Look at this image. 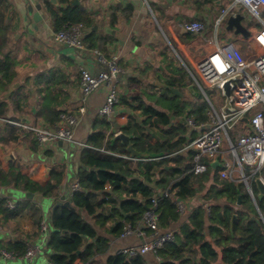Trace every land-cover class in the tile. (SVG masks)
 I'll return each instance as SVG.
<instances>
[{"label": "crops", "instance_id": "obj_1", "mask_svg": "<svg viewBox=\"0 0 264 264\" xmlns=\"http://www.w3.org/2000/svg\"><path fill=\"white\" fill-rule=\"evenodd\" d=\"M24 1L26 0H0V57L6 55L9 49H12L14 41L17 50L14 60L18 66L15 68L17 78L14 83L20 82L22 84L12 94V97L11 95L5 97L7 91H0V105L7 104L6 113L3 117L30 126L56 129L62 126L63 122L51 123L47 120L48 115H55L57 111L63 112L61 116L63 114L74 115L78 119V124L73 130L74 138L77 141L88 142L94 133L104 134V139H97L98 144L94 145L95 147L102 146L105 149L108 148V142L113 140L116 133L122 131L131 119H134L135 113L129 104V97L132 96L133 91L138 93L145 90L147 91L146 94L153 96L158 87L155 89L151 84L154 82V78H159V76L163 77L162 82L170 83V81H164L165 78L168 79V76L171 75L167 71H162V68H165L164 56L172 62L174 74L178 79L186 81L189 77H192L188 70L191 61L212 52L217 45L224 42L234 41L238 43L243 54L249 59L258 48L253 38L254 34L264 27V9L261 19L253 17L245 9L246 20L243 25L250 32L248 37L228 31L225 26L216 30L215 21L218 14L225 6L230 5L229 0H149V2L147 0H80L79 6L84 11L95 15L97 30L93 31L94 26L86 29L84 44L87 50L79 51L72 47L60 45L55 41L57 32L54 30L50 17L38 25L39 31L35 33V36L39 37L41 42L31 41L23 29L25 21L20 10V2L23 3ZM27 1L34 2V0ZM70 2L77 5L76 0H70ZM220 3L222 4L219 6ZM163 6H167V9ZM55 8L57 11L62 9L59 5H56ZM166 15L171 16V18H166ZM28 19L26 25L31 27V32H34L31 25L33 20ZM195 21L204 23L206 25L205 30L201 33H193L183 28L184 24ZM108 26L116 30L115 36L106 32ZM2 31L5 35H2ZM89 38L93 39L97 45L95 50L92 49L93 51L89 50L88 44H86V39L89 40ZM40 44L44 46L45 50L40 47ZM94 52L101 53L108 60L116 57L118 65L123 70L116 84L119 101L115 104L113 112L109 116L100 115V109L107 100L108 87L103 86L96 90L85 102L82 99L81 70L88 69L94 74L101 70V64ZM134 73L136 77H134ZM150 73H153L154 78L150 77ZM136 78L143 79L144 81L141 83L146 84V87L141 83L134 85ZM130 80H133V84L130 83ZM192 84H194L195 95L187 93L189 96L183 95L180 96V100L177 99L179 102L189 103V106L186 107L188 111L184 110L180 114H175L169 110L172 118L169 127L176 130L169 143L175 148L182 147L178 154L183 157L182 163L184 165L191 161V164H194V154H191L190 151H184V149L201 133L199 128L189 127L187 119L190 117L195 118L196 123L201 124L202 122L197 119L198 112L205 109L203 115L207 117L208 121L210 110L203 105L204 89L193 78ZM176 86L182 92L186 88L184 83L183 85L176 84ZM129 90L131 93H129ZM166 94L167 91L164 92V95ZM200 95L203 97L200 98ZM223 106L224 99L220 95V111H222ZM82 107L85 112L80 111ZM156 107L158 110L166 111L162 107ZM137 113L140 114V111H137ZM107 123L109 124L108 129H103V125ZM1 125L0 128L2 129L7 127V124ZM131 126L136 127L133 124ZM102 130L103 133H101ZM251 130V126L245 120L231 129L232 136L235 137V145L238 144L241 135ZM138 131L139 133L150 134L141 127L138 128ZM161 135L162 133L158 138ZM158 138L151 137L150 143L152 146L159 143ZM2 144L5 148H0V161L4 169H8L12 164H19L22 167V172L29 178L46 184L50 180L51 161H53V164L62 165L67 170L73 169V171H70L69 176L65 174L62 187L66 191L68 188H72L73 184L78 183L76 174L81 167L80 150L85 149H79L76 146L75 149L70 144L60 148L57 143H54L44 147L39 146L38 150H35L31 140L25 139L23 135L16 142L9 139L6 142L0 141V145ZM114 145L118 151L125 149L120 141H116ZM47 151H51L52 158L47 156ZM10 154H13L16 159L10 158ZM165 158L168 157L165 156L162 159ZM231 158L233 159L229 155L228 159ZM154 160L157 159H149L148 161ZM233 163L236 168L232 169L233 178L230 180L242 181L253 203L257 205V198L262 199L264 196L261 195L257 187L256 178L261 177L264 180V165L258 172L253 167L245 166L242 173L239 171L237 164ZM172 166L175 167V162H170L166 169L170 170ZM135 168L134 165L131 171H135ZM213 170H217L219 173L221 167ZM133 175L137 177L135 174ZM244 176L247 181L244 180ZM10 191L13 190H6V195ZM108 192L113 194L111 190H108ZM12 194L14 196H10V198L24 201L20 196L21 194L17 193L15 196V191ZM185 205L180 221L167 231L170 230L175 235H180V226L188 222L190 209L202 205L201 197L198 196L189 200V202H185ZM40 207L45 215L44 220H47L46 222L49 225L51 205L45 203ZM84 217L95 225L96 221L85 212ZM44 220L42 222H45ZM96 228L100 236L111 242L107 254L95 258L90 264H105L108 256L116 254L122 248L141 246L151 239V233L145 231L142 226L130 236L124 238H116L109 233L110 223L103 228L97 225ZM39 231L42 233V228L36 224L34 217L26 211L17 219L4 224L2 229L0 228V244L20 239H30L32 244L37 239L35 235ZM35 246L42 247L40 240ZM51 256L52 253L46 250L44 246L39 256L33 260L25 258L8 260L2 255L0 249V264H39L41 257L45 259L44 264H51ZM155 258L153 254L148 255L150 264H159L155 261ZM76 264H82L81 260H78Z\"/></svg>", "mask_w": 264, "mask_h": 264}, {"label": "trees", "instance_id": "obj_2", "mask_svg": "<svg viewBox=\"0 0 264 264\" xmlns=\"http://www.w3.org/2000/svg\"><path fill=\"white\" fill-rule=\"evenodd\" d=\"M58 2L60 5L69 4V7L58 11L55 6L48 7L52 25L57 33L74 25H82L85 31L96 26L97 21L93 13L84 11L80 6L71 5L70 0H58ZM86 44L91 51L97 47L90 38L86 39ZM163 58L166 71L171 74L167 80L170 83L167 84L175 88L176 84L183 85L185 81L178 79L174 74L172 62L165 56ZM15 62L9 51L0 57V91L2 92H6L17 78ZM162 78L159 76L158 79L162 80ZM130 83L133 84V80H130ZM134 83L138 84V80H134ZM145 95L149 100L156 99L146 93ZM220 95L223 98L222 94ZM160 100L164 102L163 109L166 111L146 104L139 95L134 96L133 99L129 98L130 107L136 115L134 114V119L132 118L122 130L136 136L132 141L136 151L157 155L156 158H149L157 160H137L136 157V160L130 159L133 157L122 143L125 149L119 151L114 145L116 142L112 141L108 142L109 149L102 146L95 147L94 144H98L96 140L104 139V134L94 133L87 142L94 149L85 148L80 158L86 169L80 167L76 174L80 190L73 192L70 188L69 192L75 211L65 206L54 210L51 207L49 225L47 220H44L45 215L40 204L32 200H14L10 198L9 193L7 196L5 191L13 190L18 194L30 192L55 201L62 195L61 189L67 168L51 163L50 180L42 184L25 175L19 164H12L8 169H4L0 161V190H2L0 228L27 211L34 217L39 227L42 223L47 224L49 234L45 247L52 253L51 264H76L78 260H81L82 264H90L95 258L106 255L110 248L111 241L99 235L97 225L103 228L110 223L109 233L116 238H121L126 228L130 227L133 231H137L140 226L152 235L151 229L144 222L146 212L152 210L158 215L159 228L162 232H167L181 219L182 212L178 203L185 204L199 196L202 205L190 209L188 222L180 226V235L174 234V242L164 244L155 254L148 253L144 256L129 257L119 251L108 256L105 264H150L148 259L150 254L155 255L159 262L156 258L155 261L159 264H264V197L257 198L255 205L242 181L223 179L218 171L212 168L205 173L195 174V162L191 164L192 161L184 165L183 157L178 154L182 147L175 148L169 143L176 131L169 127L172 121L169 110L180 114L184 110L187 112L186 107L189 105L177 101L176 98H169L167 94ZM6 109L7 104L0 105V118L9 120L3 117ZM204 110L198 112L197 119L202 122L201 124L207 123V117L203 115ZM137 111H140V114ZM62 113L57 111L55 115H48L47 120L56 124L62 120L60 118ZM1 124H7V127L0 128V141L6 142L10 139L16 142L23 135L25 139L31 140L35 150H38L40 144L32 132L11 126L9 123L0 122V126ZM132 124L136 127H132ZM103 127L107 130L109 124ZM139 127L143 129L149 127L151 132H148L155 134V138L159 136L157 133L159 129L163 128L162 135L158 138L159 143L152 146L150 143L152 136L145 132L139 133ZM229 137L235 144L231 131ZM46 154L52 158L51 151H47ZM165 156L168 158L162 159ZM170 162H175V167L172 166L167 170L166 166H169ZM134 165L135 171H131ZM145 182H155L156 188ZM107 187L111 188L113 194H109ZM159 190L162 191L158 192ZM239 194H241L240 203ZM153 200H156V203ZM9 202L14 203V209L9 207ZM84 212L96 221V226L84 217ZM234 216H236L235 220H233ZM43 220L45 222H42ZM46 231L42 233L39 231L35 235L37 239L32 244H37ZM27 240L2 242L0 249L9 253L13 259L25 258L29 247L35 246L30 243V239ZM38 247L40 250L35 258L42 251V247Z\"/></svg>", "mask_w": 264, "mask_h": 264}, {"label": "built area", "instance_id": "obj_3", "mask_svg": "<svg viewBox=\"0 0 264 264\" xmlns=\"http://www.w3.org/2000/svg\"><path fill=\"white\" fill-rule=\"evenodd\" d=\"M242 5L249 13L261 19V14L264 9V0H235L234 5ZM219 21V20H218ZM218 21L216 30H218ZM183 28L189 32L201 33L205 30L206 25L200 21L186 23ZM85 29L82 25H74L66 30L60 31L55 35V41L64 46L75 48L79 51H86L84 44ZM254 41L257 44V50L248 59L243 54L241 46L234 41H227L206 55L198 57L191 61V66L188 70L193 80L204 89L216 88L220 90L225 80L229 77L241 75V79L235 82L232 90V106L233 111H218L213 104L208 112L209 120L207 123L198 124L190 117L187 119V124L192 128H199L201 133L192 140L184 149L194 153V172L201 174L209 169L210 163L218 158L221 161V170L219 172L221 178L231 179L232 169L236 168L233 162L237 164L239 171L243 173L244 167L249 166L258 170L264 165V27L259 29L254 34ZM97 60L101 64V70L94 74L88 69H82L81 88L83 93V102L103 86L108 87L109 93L105 105L100 109V115L109 116L118 103V88L116 86L118 78L122 74V69L117 63L116 57L111 60L105 58L101 53L94 52ZM204 97L205 89L203 91ZM81 112H85L82 107ZM248 117L251 121V131L243 134L238 139V144L235 145L229 137V131L238 123L244 121ZM63 125L56 129H49L40 126H30L22 122H15L0 118V122L9 123L13 126L21 127L24 130L32 132L39 142L40 146H47L58 141L73 144L78 148L94 147L74 138V129L78 124V119L74 115L64 114L61 117ZM228 143V148H223L225 143ZM108 154L111 152L104 151ZM233 157L230 160L228 156ZM127 158V157H124ZM136 160L134 158H130ZM233 161V162H231ZM244 176V180H245ZM247 181V180H246ZM111 188L107 187L106 190ZM80 190L78 183L73 184L72 191ZM167 196V195H166ZM156 203V200H153ZM181 212L185 209V204L178 203ZM9 207L15 208L14 203L9 202ZM145 225L151 229V239L141 246H128L122 248L120 252L129 257L144 256L148 253H156L164 244L175 241V235L172 231L162 232L159 228L158 215L150 210L147 211L144 217ZM42 231H46L47 224H41ZM134 231L126 228L122 237L130 236ZM38 246H31L25 256L28 260H33L39 253ZM2 255L6 259L13 257L2 251Z\"/></svg>", "mask_w": 264, "mask_h": 264}, {"label": "water", "instance_id": "obj_4", "mask_svg": "<svg viewBox=\"0 0 264 264\" xmlns=\"http://www.w3.org/2000/svg\"><path fill=\"white\" fill-rule=\"evenodd\" d=\"M147 1L149 2V0H147ZM226 1H228V0H226ZM229 1H230V5H232L233 1H235V0H229ZM76 4L77 5H75V4H72V5L79 6L80 0H76ZM221 4L222 3H220L218 5L220 6ZM56 5H59L61 8H68L69 7V4L60 5L58 0H34V2H32V3H30L29 1L26 0L23 3L20 2V10L24 16V21H25L23 29L31 41L41 42L40 38L35 36V33H37L39 31L38 25L43 23L46 18L50 17L48 7L49 6H56ZM163 7H165V9H167V6H163ZM228 7H229V4L227 6H225L224 9L221 10V12L218 14V18L215 21V27H216L217 21L219 20L218 21V27L219 26L220 27L225 26V29L228 31H232L235 34H241L245 37H248L250 32L243 25V22L246 20V15L244 13V11H246L245 8L240 4L234 5L231 9H229ZM165 17L171 18V16H168V15H166ZM28 18H31V20H33V23L31 25H32V29L34 30V32H31V27L26 25L27 21L29 20ZM96 30H97V25L94 27L93 31H96ZM106 32L108 34H111L112 36L116 35V30L113 29L111 26H108L106 28ZM65 47H69V46L66 45ZM162 71H166V68H162ZM133 75H134V77H136L135 73ZM150 77L154 78L153 73H150ZM192 78L193 77H189L184 82V85L192 95H195L194 84H192ZM240 79H241V75L229 77L225 80L224 84L222 85L221 94L224 98V106L222 108L223 112L234 110V108L232 106V90L234 88L235 82L240 80ZM137 80H138V83H141L142 81H144L143 79H140V80L137 79ZM141 84H143L146 87V84H144V83H141ZM134 85H136V84L134 83ZM151 85H152V87H153V85H156L157 87L159 86V88L163 89L164 92H166L169 89L172 92H174L175 94H180L181 97L183 96V94L180 93L179 89H177L175 87H171L169 84L162 82L158 78H154V82H152ZM21 86H22V84L20 82H15L12 85H10L8 87V90H7L5 97H9L10 95H12ZM129 93H131L130 90H129ZM145 93H146L145 90L143 92H138V93L133 91L132 96H130L129 98L133 99L134 96L139 95L146 102V104L152 105L150 103L151 100L148 99V97L145 95ZM199 97L202 98L203 96L200 95ZM153 107H155L157 109L156 106H153ZM244 120L246 121V123L249 126L251 125V121L248 117L244 118ZM146 130L149 131L150 130L149 127H146ZM153 136L156 137L155 134H153ZM135 138H136V136H134V135L127 134L124 131H120V132L116 133V135L114 136L112 141L113 142L120 141L126 147L127 152H129L130 155L134 159L138 158L137 160H144V159H149V158H156L157 155H151L148 152L140 153V152L136 151V149L134 148V144L132 142ZM65 144L66 143L63 141L57 142V145L60 148H63L65 146ZM9 156H11L10 158H12L13 160L16 159L13 154H10ZM6 158H8V157H6ZM51 163H53V161H51ZM221 165L222 164H221V161L219 158L216 161L210 163V166L213 169L220 168ZM80 166L85 168L81 162H80ZM70 171H73V169L67 170L66 176L70 175ZM245 181H246V179H245ZM145 183L147 185L153 187V188H156L155 182H153V183L145 182ZM256 184H257L259 191L261 192V195L264 196V180L261 177H257L256 178ZM61 190H62V195L60 196L59 199H57L55 201L51 200V199L44 198L43 195L34 194V193H30V192L22 193V194H23L24 200H32V201H34L40 205H44L45 203H47V204L49 203L51 205V207L53 208V210L58 208V207L65 206V207H68L69 209H71L72 211H75V208L72 205V199L69 198V194H68V192H70L71 189L68 188V190L66 191L64 188H62ZM0 193H2V190H0ZM238 198H239V203H240L241 202V194H239ZM235 218H236V216H234L233 220H235Z\"/></svg>", "mask_w": 264, "mask_h": 264}, {"label": "rangeland", "instance_id": "obj_5", "mask_svg": "<svg viewBox=\"0 0 264 264\" xmlns=\"http://www.w3.org/2000/svg\"><path fill=\"white\" fill-rule=\"evenodd\" d=\"M2 33V35L4 34V32L2 31L1 32ZM5 35V34H4ZM14 47V48H13ZM40 47L43 49V50H45V48H44V46L43 45H41L40 44ZM16 52H17V50H16V43H14V41H13V46H12V49H9V53H11V55H12V57L14 58V56L16 55ZM18 66H17V63L15 62V68H17ZM168 79H164V81H167ZM153 87H155V88H157V86H153ZM178 89V88H177ZM204 89H205V94H206V96H205V98H204V103H203V105H204V107L206 108V109H211V104H213L214 105V107L218 110V111H220V108H219V104H220V90L219 89H216V88H208V87H206V86H204ZM179 91H180V93H182L183 95H186V96H189V95H187V93H190L189 91H188V89L187 88H185L184 90H183V92L179 89ZM146 93H147V91H146ZM162 93V94H161ZM163 95H164V90L162 91V89L161 88H159V86H158V89H157V91L155 90L154 91V93H153V96L154 97H156V99H151V104L153 105V106H159V107H162V108H164L163 107V104H164V102L162 101V100H160L161 99V97H163ZM167 96H169V98H176V99H178V100H180V94H175L174 92H172L171 90H167ZM186 103V102H185ZM188 105H189V103H187ZM191 105V104H190ZM158 109V108H157ZM166 109V108H165ZM161 111H162V109H160ZM141 125V124H140ZM23 129V128H22ZM162 129L163 128H161V129H159V131L157 132L158 133V135H160L161 133H162ZM27 132H30V131H28L27 130ZM149 132H151V130H149ZM151 136H153V133H151L150 134ZM235 138V137H234ZM85 143H87V141L85 142ZM66 145H68V144H65V146ZM40 147H44V146H40ZM71 147L72 148H75L76 149V147H75V145H73V144H71ZM0 148L1 149H4L5 148V146L2 144V145H0ZM223 148H228V143L226 142L224 145H223ZM79 149H82V148H79ZM82 152H83V150H80V153H81V155H82ZM14 191H10V193H9V196H14V194H12ZM68 194H69V192H68ZM17 195V193L15 192V196ZM22 198H23V194H21L20 195ZM12 209H14V208H12ZM47 231H48V229H47ZM45 232V234H44V237L42 238V239H40V243H41V246L42 247H44L45 246V243H46V240H47V238H48V234H49V231L48 232ZM0 242H1V240H0ZM33 245H35V244H33ZM3 257L1 256V259H2ZM3 260V259H2ZM40 262H39V264H44L45 263V259L43 258V257H41L40 259Z\"/></svg>", "mask_w": 264, "mask_h": 264}]
</instances>
